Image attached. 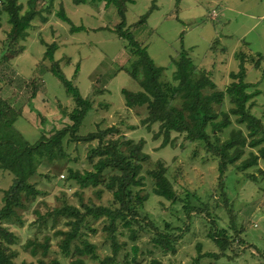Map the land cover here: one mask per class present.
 <instances>
[{
  "label": "rangeland",
  "instance_id": "1",
  "mask_svg": "<svg viewBox=\"0 0 264 264\" xmlns=\"http://www.w3.org/2000/svg\"><path fill=\"white\" fill-rule=\"evenodd\" d=\"M27 1H18L23 11L27 9ZM260 1L264 2L136 0L134 5L128 6L126 22L135 39L147 48L153 63L165 69L164 79H171L175 71L173 60L178 58L183 47L193 65L211 73L213 82L222 90L232 83L229 75L239 71V54H244L248 59L245 65L246 82L256 85L248 91L260 92L251 101V113L264 126V4H259ZM226 5L230 8L227 12L223 10ZM60 6L75 27H83L85 30L71 33L70 26L55 16ZM152 6L149 17L138 25L141 17ZM35 9L41 11L40 16L46 18V21L35 18L26 40L18 42L10 50H6L5 45L9 26L5 18H1L0 96L16 110L22 109V117L15 127L24 139L33 144L42 135H50L54 129L62 128L68 124V114L75 106L63 85L50 73L51 65L44 57L47 46L55 44L54 60L58 62L61 71L78 88L83 98L93 102V109L84 118L79 133L85 135L94 132L97 125L103 128L121 123L123 133L129 134V128L136 127L132 130V138L145 139L144 151L153 163L163 161L167 177L180 201L187 199V191L192 192L190 194L199 200L192 202L209 214H193L192 220L187 221L183 213L179 214L182 203L175 215L168 211L169 204L166 202L165 205L158 201L148 204L145 211L149 220L158 226V230L163 232L165 223L170 229L179 227L182 230L183 238L176 245V254L163 255L154 251L151 240L155 232L151 229L138 233L134 243L128 238L129 232L119 227L116 239L123 247L116 264H150L154 259L162 264H188L194 260L198 245L201 246L202 254L214 250L206 236L215 228L225 229L231 234L233 247L240 239L256 245L264 253V160H259L257 166L246 173L235 169L227 173L224 194L235 215L236 228L242 230L240 235L235 236L230 231L229 214L223 207L224 197L218 186L217 161L208 156L198 143L185 142L183 135L172 134L171 138L175 142L160 149L162 137L152 140L153 133L140 125L144 114L139 110L124 108L122 89L137 92L141 88L123 69L128 53L126 42L111 32L117 17L114 7L104 8L100 3L76 6L72 0H37ZM227 23L229 25L225 28ZM221 52L228 53V57ZM66 58L71 60L70 65H64ZM257 62L259 68L255 69ZM77 65L78 72L74 75ZM34 88L38 91L32 98ZM151 130L157 132L158 126L153 125ZM228 131L221 135V139L227 137ZM92 146L93 143L65 141L62 147L65 157L55 158L51 163H42L40 175L30 180L44 195L25 203L26 208L18 211L19 224L14 221L6 225L16 237L7 246L14 254L15 264H48L52 260L59 264H72L76 259L72 254L73 246L68 255H64L60 249L65 233L70 231L69 219L53 216L52 213L63 205L78 208L82 204L110 205V192H104L97 198L93 189H79L73 182L66 181V169L69 166L79 170L85 168ZM260 148H264V144L246 149L243 158L250 151L258 154ZM154 168L156 163L144 164L145 172ZM259 170L263 175L258 173ZM251 175H255L256 181L251 180ZM11 179L10 173L0 171V206L2 191L7 189ZM178 216L181 219L176 222ZM104 224V220L100 219L91 221L90 228L94 232L82 230L83 239L95 245L94 252L101 258L111 254L108 235L102 230ZM187 228L189 231H186ZM133 245L138 248L135 262L132 261ZM258 258L260 256L255 251L247 249L236 264H258ZM81 259L84 264H96L87 256Z\"/></svg>",
  "mask_w": 264,
  "mask_h": 264
},
{
  "label": "trees",
  "instance_id": "2",
  "mask_svg": "<svg viewBox=\"0 0 264 264\" xmlns=\"http://www.w3.org/2000/svg\"><path fill=\"white\" fill-rule=\"evenodd\" d=\"M18 1L0 0V30L2 17L9 26L5 39L6 50L26 40L34 19L41 18V11L35 9L37 0H28L27 9L24 11L22 4ZM72 1L76 6L100 3L104 8L114 7L117 17L111 32L126 42L129 55L128 67L123 69L125 68L128 75L141 88L137 92L122 89L125 107L128 110H139L144 114L140 125L146 131L153 133L152 140L156 141L162 137L160 149L175 142V139L171 138L172 134L183 135L185 142L198 143L208 156L217 161L218 186L224 197L223 207L229 214L230 231L235 236L240 235L242 230H237L235 215L232 214L231 206L224 194L227 173L234 169L246 173L247 170L256 167L259 160H264V148H260L258 154L250 151L247 157L243 158L246 149H254L264 144V126L251 113V101L260 92L248 91L256 85L246 82L247 57L242 53L239 54V71L229 75L233 80L232 83L221 90L213 82L211 73H206L194 66L187 51L181 47L178 58L173 60L175 71L171 79H164L165 69L153 63L147 48L142 47L128 29L126 13L128 6L134 5L136 0ZM152 9L153 6L146 15L141 17L138 25L145 22ZM55 16L70 26L71 33L85 30L83 27L78 28L72 24L62 6L59 7ZM41 20L45 22L46 18ZM56 47L55 44L47 46L44 57L51 65L50 73L63 85L75 105L68 114V124L60 129H54L50 135H42L36 142L30 144L15 127L18 119L22 117V109L16 110L0 96V171L12 175L10 185L2 191L1 196L0 264H15L14 254L8 250L7 246L12 244L16 237L6 228V225L14 221L19 224L18 211L26 208L25 203L35 201L37 197L44 195L30 180L40 175L39 169L42 163H51L55 158L65 157L62 148L65 141L66 143L67 141L93 143L85 168L79 170L69 166L66 169V181L73 182L79 189H93L97 198L104 192H110L112 196L108 206L82 204L81 208H78L73 205H63L53 211V216L64 217L70 221V231L65 233L60 249L64 255H68L73 246L72 254L76 259L72 264H84L81 259L84 256L95 261L96 264H116L119 251L123 247V244L118 243L116 239L119 227L129 232L128 238L134 243L138 233L151 229L155 232L151 240L152 249L163 255H175L176 245L183 238L182 230L179 227L170 229V226L165 223L161 232L153 223L154 221L149 220L145 211L146 206L154 201L162 205L166 202L169 204L168 211L175 215L182 203L179 214L183 213L187 221L192 220L191 215H200L206 211L200 210L201 206L192 202L199 201L195 195L190 194L192 192L187 191V199L180 201L173 184L167 177L163 161L153 163L151 157L144 151L145 139L136 140L131 136L134 134H124L120 127L123 124L118 123L103 128L97 125L94 132L85 135L79 133L84 118L93 109V102L89 98H83L78 88L65 77L58 62L54 60ZM70 63L71 60L66 58L64 65L67 66ZM76 67L74 75L78 72V65ZM254 68H259L258 62ZM262 78H264V71ZM37 91V88H34L32 98ZM227 105L229 107L225 110ZM153 125L158 126L157 132L151 130ZM135 128L131 126L129 129L132 131ZM227 130H229L227 137L221 139V135ZM155 163L156 168L144 171V164ZM258 173L263 175L261 170ZM250 177L253 182L256 181L255 175ZM204 205L208 209L206 204ZM163 213L166 212L163 211ZM206 215L209 214L206 212ZM156 216L160 217L158 214ZM99 219L105 222L102 230L108 235L111 248V254L103 258L94 252L95 245L83 239L82 235V230L94 232L90 228V223ZM178 219H181V216L176 218V222ZM187 230L189 231L188 228ZM120 234L122 235L123 232ZM206 237L214 250L202 254L201 246L198 245L194 260L188 264H236L247 249L255 251L257 256H260L258 264H264V253L261 249L240 239L233 247L231 234L225 229L215 228L212 232L209 231ZM131 251L132 261L135 262L138 255L137 246L133 245ZM48 264L59 263L52 260ZM150 264L162 263L154 259Z\"/></svg>",
  "mask_w": 264,
  "mask_h": 264
},
{
  "label": "crops",
  "instance_id": "3",
  "mask_svg": "<svg viewBox=\"0 0 264 264\" xmlns=\"http://www.w3.org/2000/svg\"><path fill=\"white\" fill-rule=\"evenodd\" d=\"M259 4H264V2L263 1H260V2H258ZM225 12H227V11H229L230 10V8H229V6L228 5H226L225 7H224V9H223ZM228 23L227 24H225V28H227L228 27ZM227 34H230V32H228ZM229 37H231V36H229ZM128 53V52H127ZM223 55H226L227 57H228V53H223ZM128 60H129V55L127 56V60L125 61V68H127L128 67ZM106 91V90H105ZM107 93V92H106ZM124 108H125V105H124ZM130 134H134V131H131V133L129 132V134L128 135H130Z\"/></svg>",
  "mask_w": 264,
  "mask_h": 264
}]
</instances>
